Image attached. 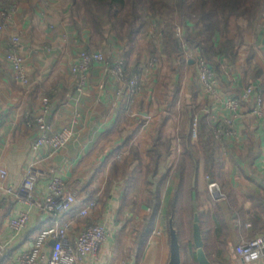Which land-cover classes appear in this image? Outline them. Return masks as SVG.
I'll return each mask as SVG.
<instances>
[{"label": "crops", "instance_id": "1", "mask_svg": "<svg viewBox=\"0 0 264 264\" xmlns=\"http://www.w3.org/2000/svg\"><path fill=\"white\" fill-rule=\"evenodd\" d=\"M12 1L16 10L11 17L3 22L0 15V167L8 172L0 178V244L7 245L0 264H17L37 233L55 221L69 224L72 240L87 224L107 228L98 258L87 256L81 264H169L171 218L181 264H199L196 216L212 264H264V254L245 262L234 253L243 240L264 235V107L262 115L255 114V93L246 92L254 84L264 95V19L245 31L233 64L216 57V69L210 62L219 82L212 95L198 78V50L175 53L171 59L150 54L152 35L161 47L160 31L154 28L132 45L111 33L97 46L89 30H77L70 0ZM236 25L233 18L232 38ZM16 34L22 40L29 87L16 79L6 60ZM82 50H100L112 61L123 58L127 70L140 76L138 91L131 92L99 63L92 65L78 91L72 65ZM153 57L158 63L148 68ZM44 96L53 103L48 120L54 129L74 124V139L59 151L34 150L35 133L25 121V112L38 110ZM230 96L239 104L235 114L225 105ZM227 119L234 133L217 138L215 127L225 126ZM32 163L48 173L35 185L39 201L54 175L75 187L80 199L58 219L34 207L27 226L16 233L10 220L25 208L19 188ZM211 181L221 187L216 196L209 190ZM94 198L96 207L88 216H78Z\"/></svg>", "mask_w": 264, "mask_h": 264}, {"label": "built area", "instance_id": "2", "mask_svg": "<svg viewBox=\"0 0 264 264\" xmlns=\"http://www.w3.org/2000/svg\"><path fill=\"white\" fill-rule=\"evenodd\" d=\"M16 10V4L1 6V18L3 22L8 20ZM4 28V23H0V30ZM178 33L182 29L176 26ZM21 37L16 34L10 38L9 50L6 53V60L14 70L16 79L25 87L30 86V78L26 66V60L20 52ZM94 63L103 65L112 75L119 77L128 84L131 92L135 93L140 87V76L132 74L127 70L126 62L123 58L116 61L110 60L104 52L100 50H82L76 57L72 65L73 73L79 76L78 91H82L87 82L88 71ZM158 59L153 57L147 62L148 68L156 67ZM195 66L198 78L208 93L214 95L218 91V78L210 61L198 54L195 58ZM248 94L255 93L256 105L253 112L258 116L263 114L264 95L257 90L256 85L251 84L246 88ZM225 105L227 109L235 114L238 110V101L230 96ZM53 112V103L49 96L42 97L40 108L36 111L28 110L25 112L26 124L34 130L35 138L33 149L50 148L53 151H59L66 147L75 137L74 124L62 127L59 130L53 128L49 123V116ZM196 124V123H195ZM215 135L222 138L224 135L230 136L234 133L233 122L226 120L225 126L215 127ZM196 135V132H194ZM1 139H0V158H1ZM122 154H117L120 158ZM7 170L0 167V178L7 176ZM48 175L47 171L39 168L35 163L30 164L25 172L24 180L19 188L20 200L25 204L19 214L10 220V227L16 233H20L30 220L31 210L39 207L44 213L58 219L62 214L69 212L74 208L80 199L79 191L75 187L68 185L67 181L59 176H52L47 185V192L43 200L39 201L34 193L36 183ZM209 178V176H208ZM4 186L0 184V190ZM211 194L216 196L221 187L218 182L209 183ZM8 192H12L9 188ZM97 205V199H91L78 211V216H88L90 210ZM108 238L107 228L103 223L93 222L87 224L76 236L71 239L69 236V224H61L55 221L54 224L41 229L33 242L30 251L20 254L17 257V264H81L87 256L97 259L100 250ZM51 240L54 244L51 245ZM6 244H0V256L5 252ZM243 261L251 262L259 259L264 254V235L243 240L234 248Z\"/></svg>", "mask_w": 264, "mask_h": 264}, {"label": "trees", "instance_id": "3", "mask_svg": "<svg viewBox=\"0 0 264 264\" xmlns=\"http://www.w3.org/2000/svg\"><path fill=\"white\" fill-rule=\"evenodd\" d=\"M12 0H0L9 5ZM71 15L78 31L90 32L92 45L103 46L107 35L134 44L150 28L160 31L161 47L151 36L150 54H184L198 50L218 69L216 57L233 64L243 35L264 19V0H70ZM237 20V34L230 36L231 21ZM182 28L178 33L176 26ZM214 69V68H213ZM156 208L160 205L153 198Z\"/></svg>", "mask_w": 264, "mask_h": 264}, {"label": "water", "instance_id": "4", "mask_svg": "<svg viewBox=\"0 0 264 264\" xmlns=\"http://www.w3.org/2000/svg\"><path fill=\"white\" fill-rule=\"evenodd\" d=\"M170 236H171V257L169 264H181V245L178 237V232L173 224V218L170 219ZM194 243L197 248V258L199 264H212L207 258L204 251V242L200 231L199 217H195L194 221ZM51 245L54 244V240H51ZM133 261L132 264H134Z\"/></svg>", "mask_w": 264, "mask_h": 264}]
</instances>
